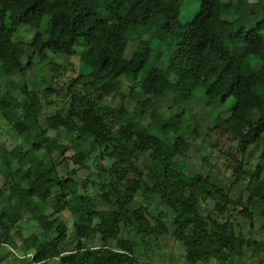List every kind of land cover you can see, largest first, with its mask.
<instances>
[{"label":"trees","instance_id":"obj_1","mask_svg":"<svg viewBox=\"0 0 264 264\" xmlns=\"http://www.w3.org/2000/svg\"><path fill=\"white\" fill-rule=\"evenodd\" d=\"M248 1L201 0L182 23L178 0H102L106 17L94 0H0V118L13 132L0 138V264H154L145 253L160 238L180 244L185 264H264V241L248 237L231 214L240 208L253 229L251 208L261 202L264 231V0L245 13ZM27 28L35 30L29 42L16 38ZM131 41L137 48L127 59ZM61 55L79 57L77 73L55 61ZM36 58L56 87L43 78L39 88ZM171 96L166 119L155 101ZM116 97L115 106L105 103ZM200 104L209 115L230 106L210 129L243 155L224 164L229 177L210 154L202 156L206 173L187 170L188 152L206 137L195 121ZM257 144L260 161L247 169ZM242 186L249 195L236 206L231 195ZM156 199L161 208L151 206ZM55 205L78 220L73 249ZM21 210L42 219L30 228Z\"/></svg>","mask_w":264,"mask_h":264},{"label":"rangeland","instance_id":"obj_2","mask_svg":"<svg viewBox=\"0 0 264 264\" xmlns=\"http://www.w3.org/2000/svg\"><path fill=\"white\" fill-rule=\"evenodd\" d=\"M181 2L182 5V11L180 14V20L182 23H186L190 21L194 15V9L197 7L201 0H178ZM256 2L255 0H249L248 3H244V11L245 13L253 12L255 11L256 8ZM8 6L6 7L7 9H12L11 4H7ZM94 5L96 7V10L101 14L102 16L106 17V11L103 6L102 0H94ZM233 6H227L223 5V12H227L228 9L230 13L233 12ZM160 21L158 24L160 25L164 19L160 18ZM35 33V30L31 28H27L26 30L22 31L21 33L16 36L21 40H24L25 42H29L31 39L32 34ZM146 40L153 41V39L150 36L145 37ZM137 45L135 42L131 41L128 49L126 51L125 57L127 59L131 58L136 51ZM164 46L162 44L153 42V49L156 51H163ZM19 55L24 58V50L20 47L17 48ZM28 52H31L29 48H27ZM55 61L64 67L69 68V63L71 62L72 65H74V73L78 72L79 69V57H69L67 55H61L59 57H54ZM5 60H8V54L5 53L2 57V61L5 62ZM40 60L39 58H36V82L39 84V88L43 89L45 87V83H43L42 79L45 78L46 80L51 81V85L56 87L55 83L52 82V73L50 72L49 68L47 66H41L39 64ZM4 68L6 72H9L11 67L10 64L7 62L4 64ZM70 71H72V68H70ZM73 72V71H72ZM3 82L7 83L11 79H8L7 77H3ZM124 90L126 91L127 89L124 87ZM195 94L198 97H202L204 95V91L202 89H196ZM138 96H134V100L137 101ZM118 102V97L116 98H107L105 103L111 106H115ZM173 104V97H165L163 99H157L155 101V107L156 108H161L163 111L164 117L166 119H170L172 117V114L169 112L168 108ZM128 108L129 111L126 114L125 121L128 122L131 117H132V111H133V105H132V100L128 101ZM230 109V106L226 107V109H221L219 107H216L215 112L213 114L209 115L210 109L206 108L203 105H198V107L194 110V114L196 115V123L199 125V132L200 136L203 138V136H206L204 138V143L202 142L203 139H198L196 141V146H193L191 150L187 154V158L185 160L186 165H187V170L188 172L191 173H206V169L204 168L203 164V159L202 156L203 154H210V159L209 162L211 165H216L219 167V169L224 172L228 177L232 174V171L229 170L228 172L225 171V163L229 164L228 159H231L233 164H236L239 161H242L243 155L239 152L238 150V143L227 136L226 134H222L221 132H210V129L214 127V117L216 114L220 115H225L228 113ZM54 113V110L52 108H44V114L46 116L51 115ZM170 121H173L170 120ZM252 122V118H249L248 123ZM93 129H96V126L93 127ZM51 135H56L55 132H50ZM13 135V132L11 130V127L4 122L0 118V138L2 140L9 139ZM190 141L192 138L189 139ZM260 154H261V146L259 144L254 145L250 147L248 150V154L246 157V161L248 163L247 169H254L257 163L260 161ZM144 160H147L144 158ZM206 166V165H205ZM61 174L64 175L66 174L65 167L61 168ZM87 175V172L82 171L79 174V180L82 181L84 177ZM18 199L20 203L24 204L27 208H31L33 206V202L29 200L25 194L23 193L22 189L18 186L14 188ZM249 193L247 192L245 186L242 188H235L233 191V194L231 195L232 197V202L233 204L240 205L242 206L243 203L246 201L248 198ZM7 201V198L4 200V203ZM142 201H137L135 202L132 207L136 208L141 204ZM143 203H147V200L144 199ZM260 205L261 202L257 201L251 208V211L253 212V224L254 228H251V222L248 220H244L238 216V210L240 208L236 207V210L232 211V217L236 219L238 223H240L241 227L243 228V232L248 235V237L254 238L257 241H264V231L262 230V224H263V218L259 215L260 211ZM101 203L95 204V207H101ZM152 207H160L158 200L156 199L155 201L152 202ZM209 206L212 209H216L217 211H221L220 208H218L214 202L209 203ZM54 210L60 213L61 218L64 221L65 229L68 234V241L65 243V245H68L69 249L74 248V241L76 238V232L74 225L75 223L78 222L76 217H73L70 215V213L66 210L61 211V208L59 206H54ZM20 214L24 218V224H26L28 227L33 228L37 222H39L41 219H34L31 215H28L24 213L22 210L20 211ZM29 231H25L26 236L29 235ZM171 242V239H165V238H160L158 241L151 240L149 244V251L145 253V255H148L150 259L154 261V264H185L184 261V250L180 246L179 243H176L174 246L168 245ZM248 251V250H247ZM15 255L17 257H21L22 252L21 251H16ZM146 259V257H145ZM144 259V260H145ZM248 260V257L242 258V261L246 263ZM19 264V263H17ZM211 264H214L212 262Z\"/></svg>","mask_w":264,"mask_h":264}]
</instances>
